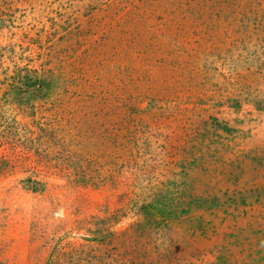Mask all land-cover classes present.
<instances>
[{"label":"rangeland","instance_id":"1","mask_svg":"<svg viewBox=\"0 0 264 264\" xmlns=\"http://www.w3.org/2000/svg\"><path fill=\"white\" fill-rule=\"evenodd\" d=\"M0 264H264V0H0Z\"/></svg>","mask_w":264,"mask_h":264},{"label":"trees","instance_id":"2","mask_svg":"<svg viewBox=\"0 0 264 264\" xmlns=\"http://www.w3.org/2000/svg\"><path fill=\"white\" fill-rule=\"evenodd\" d=\"M0 160L4 161L5 163H7L8 165L10 163H12V160H8L4 157H0ZM252 194H257L255 197L259 200L261 199L262 197H264V187L263 188H260V189H256V190H253L251 192Z\"/></svg>","mask_w":264,"mask_h":264}]
</instances>
